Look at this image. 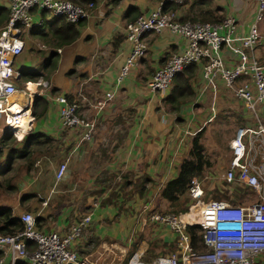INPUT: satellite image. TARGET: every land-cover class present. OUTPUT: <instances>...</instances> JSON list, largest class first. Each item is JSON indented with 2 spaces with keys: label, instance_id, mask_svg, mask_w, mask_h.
<instances>
[{
  "label": "crops",
  "instance_id": "crops-1",
  "mask_svg": "<svg viewBox=\"0 0 264 264\" xmlns=\"http://www.w3.org/2000/svg\"><path fill=\"white\" fill-rule=\"evenodd\" d=\"M94 1L91 15L81 20L79 35L63 45L56 44L48 29L46 20L53 16L41 15L38 7L31 9L33 24L22 31L24 47L15 56L14 66L18 71L33 70L34 74L26 79L17 78L18 90L10 100L18 103L14 108L18 105L29 108L34 119L29 121V126L26 119L16 126L18 138L14 145L21 148L23 137L35 131L45 133L50 141L31 145L26 157L14 158L26 159L23 175L16 182L11 181L12 189L3 184L0 193L22 186L27 195L23 200L20 198L23 193L2 195L0 205L11 207L15 215L30 211L41 216L36 224L42 230L65 231L82 210L91 212V221L74 247L82 248L89 235L95 236L100 241L99 253L106 248L115 258L132 238L135 242L138 220L146 209L154 207L160 187L176 175L181 160L189 154L193 136L199 131L203 134L207 123L215 117L216 107L222 113L232 111L237 120L250 118V113L226 89L222 79L217 77L215 87L207 82L200 62H194L195 68L189 77L193 94L181 102L179 110H171L164 101L173 84L164 93L149 89L146 80L151 73L185 44L183 36L169 28L146 33L145 53L118 81L116 76L130 50V42L124 37L126 22L149 12L161 0ZM169 5L165 8H170ZM1 6L8 12L7 0H0ZM210 6L224 15L234 14L240 33L247 32L254 21L255 0H211ZM195 9L193 0H184L174 8L178 18L191 15ZM259 31L261 40L255 52L264 59V24ZM119 35L121 41H115ZM54 53L56 66L50 80H46L42 74L47 72L46 61ZM223 56L229 64L235 61V56L225 49ZM108 90L113 91V97L98 106L96 101ZM57 94L70 97L82 116L95 119L96 129L91 138L82 139L79 129L61 125L60 104L53 98ZM36 95L46 98L47 109L35 118L32 109L37 108L33 105ZM48 159V162L67 160V168L61 179L56 180L58 162L54 175L36 183L34 180L39 175L33 170ZM163 203L168 205L167 200ZM157 227L161 239L158 243L168 249L173 244V234L166 232L162 224ZM139 245V251L148 249L145 241ZM152 251L153 255L161 253Z\"/></svg>",
  "mask_w": 264,
  "mask_h": 264
},
{
  "label": "built area",
  "instance_id": "built-area-1",
  "mask_svg": "<svg viewBox=\"0 0 264 264\" xmlns=\"http://www.w3.org/2000/svg\"><path fill=\"white\" fill-rule=\"evenodd\" d=\"M7 1L8 16L0 25V146L3 130L14 132L17 124L26 119L29 126V121L34 119L29 108L19 105L14 108L18 103L10 100L18 90L16 80L20 71L14 66V58L24 47L23 29L33 24L31 9L38 7L78 22L90 16L95 6L94 0L81 3L72 0ZM166 1L181 3L184 0H161L149 12L126 22L124 37L130 42V50L116 78L121 81L145 53L147 32L169 28L183 36L184 46L172 52L151 73L146 84L150 90L164 93L174 75L191 62L201 63L203 74L212 86H216L217 77L222 79L226 89L243 103L251 119L239 125L229 141L230 157L221 180L232 190L242 187L246 196L236 203L230 199L204 200L202 178L191 176L188 194L192 200L186 211L153 210L142 220L143 224H162L170 230L173 249L153 255L149 260L143 258V251L135 250L127 264H264V59L255 52L261 40L258 21L264 13V0H255L254 21L245 33L238 32L234 14L217 21L181 20L175 10L163 7ZM224 49L235 56L232 64L225 61ZM113 95V91H106L96 101L97 105L103 106ZM53 98L60 104L61 125L79 129L82 139L91 138L96 129L95 119L82 116L76 102L68 100L64 94ZM66 168L67 160L59 162L56 180L61 179ZM251 195L256 197L252 199ZM19 217L22 229L13 233L0 231V264H97L89 254L78 251L73 245L90 223L91 212L78 217L65 231L38 228L36 215L30 211L22 212ZM192 224L199 226L200 247L193 245L186 229ZM29 240L32 247L28 246Z\"/></svg>",
  "mask_w": 264,
  "mask_h": 264
},
{
  "label": "trees",
  "instance_id": "trees-1",
  "mask_svg": "<svg viewBox=\"0 0 264 264\" xmlns=\"http://www.w3.org/2000/svg\"><path fill=\"white\" fill-rule=\"evenodd\" d=\"M77 3L85 2L88 0H72ZM211 0H193V6H196L195 12L191 15L187 14L183 18H179L181 20H203V21H217L223 18L225 15L218 10V8H212L210 6ZM168 4H170V8L174 10V8L179 4L175 2L166 1L163 3V7L165 8ZM5 6L0 7V25L7 18V10ZM46 12L45 9H41V15H44ZM49 24L48 29L51 32V35L54 37L56 44L63 45L72 42L79 35V25L81 24V20L78 22H71L65 19V17L61 15H53L50 20H46ZM44 30L41 29V34L44 35ZM121 41V36L115 38V41ZM118 41V42H119ZM117 42V43H118ZM57 62L56 53L52 54V57H49L46 61L47 72L43 73L42 76L46 80H50V73L55 69ZM195 68V63L191 62L187 64L181 72H178L174 75L172 83L173 86L170 88L169 93L164 97L165 103L169 104V108L171 110H179V106L181 102H183L186 98L190 97L193 94V89L191 87L189 77L192 75L193 70ZM33 70H21L20 77L21 79L29 78L33 75ZM68 100L72 101L70 97ZM39 103V105H38ZM33 105L37 108L32 109L34 117H39L43 114L47 109V100L44 96L36 95L33 99ZM37 105V106H36ZM201 132H197L192 140L191 146L189 149L188 156L184 157L176 172L174 177L169 178L164 182V184L160 187L159 194L164 197L168 202V207H172L176 213L179 211H186L188 206L192 200V198L188 194V186L193 175H199L202 173L205 167L209 165V160L204 153V143L200 140ZM16 141L15 138L11 135L10 130H3L1 135V146L0 154L4 149H6L4 154V159L0 162V187H3V184H8L9 188H11V177L5 176L7 172L12 168V161L15 157H26L27 153L31 150V145L38 146L40 143L50 141V138L45 133L35 131L28 132L24 137L23 146L21 148H17L14 145ZM224 184V182H223ZM225 185V184H224ZM228 188L227 185H225ZM12 189V188H11ZM233 194V198H230V193L228 194V190L225 192H219L216 190L213 194L214 197H223L225 199H230L232 202H240L243 201L240 199L245 195V190L242 187H235L231 190ZM25 195H21V200L25 198ZM173 211V212H174ZM39 215H36L35 220L38 224L40 222ZM23 228V223L20 220L19 215L13 214L12 208L7 205H0V231L3 233H13ZM187 231L190 234L191 241L195 247H200V229L197 224L187 225ZM139 237V235H138ZM135 242H133V245ZM28 246L32 247V242L28 241ZM135 247V246H134ZM170 249L174 247L172 243L169 244ZM133 248H131L122 264H127V259L132 253ZM153 251L150 250V254L147 255L146 258L150 259L153 255Z\"/></svg>",
  "mask_w": 264,
  "mask_h": 264
},
{
  "label": "rangeland",
  "instance_id": "rangeland-1",
  "mask_svg": "<svg viewBox=\"0 0 264 264\" xmlns=\"http://www.w3.org/2000/svg\"><path fill=\"white\" fill-rule=\"evenodd\" d=\"M46 15L53 16V14L48 11L45 12V16ZM262 24H264V13L258 22V28L260 30H261ZM219 111L220 109H218V106H217L215 115H214L215 117L212 118L211 121L207 123L204 132H202L203 134L200 135V140L204 143V153L209 160V165L204 168L202 173L199 174L203 182V188H204L203 199L204 200H207L209 198L225 199L223 197H217V198L214 197L213 194L216 190H218L219 192H225L228 190V194L229 193L232 194L231 192L232 189L229 187L226 188V186L223 184V181L221 180V174L225 170L226 166L228 165V161H229L230 147L228 146V140L232 135H234V130L239 125H244L250 122V119H251V118H247L245 120L244 118V119L237 120V118H235V115L232 111L228 114L222 113ZM217 112H219L218 115H217ZM11 135L13 136V138L17 140L18 138L17 131L11 132ZM0 150L2 149L0 148ZM5 151L6 149H4L2 153L0 154V159L4 158ZM50 157L51 156H49V158ZM25 160L26 159L24 158H20V160H14L12 168L7 172L5 176H10L11 179L14 182H16L17 179L23 175L22 173L23 161ZM60 160L61 159L57 160L56 162H53V161L48 162L49 161L48 159L47 161H45L44 164L38 165L37 168H34L33 170L34 174L39 175L34 181H36V183L41 180L44 181L48 178V176L54 175L55 166ZM40 173H43V174H40ZM112 181H113L112 179L111 180L109 179V183H112ZM23 190H25V188H23L22 186L21 188L16 187V189H13V190L7 188V191L0 193V197L2 195H4V197L6 195L19 196V194L21 195L23 193ZM245 196L246 195L242 197L241 195L240 199L241 200L245 199ZM251 197L252 199H254L256 196L251 195ZM158 199L159 200L161 199L162 202H158L159 201ZM165 201L166 199L164 197H162L160 194L157 195V198L154 200L152 204L154 207L151 209H146L144 213L142 214V216L140 217V219L138 220L140 221V225L136 232L137 239L135 240V244L133 245L132 241L134 240V238H132V240H130V242L127 243L124 251L121 252L120 256L119 254H117V256L113 258L112 253L109 252V250H105L103 253H99V251H101L100 241H98L99 239L97 237L91 236V235H89L90 237L87 238L86 242L84 241L86 244H84L82 248L77 247V249L83 250L84 253L89 254L90 257L93 258L97 262V264H122L124 261V258L126 257L128 251L131 248H133L132 252L135 250H141L139 244L142 243V241H145L148 243L147 245L148 249L144 250L143 252L144 255L147 253H150V250H157V252H161V253H167L171 251L173 248L170 249V247L168 246L169 247L168 249H164L162 247L164 244L158 243V241L161 240L157 235L159 233L157 230H160L158 229L159 227H157L158 224L152 223V222L151 223L146 222L145 224L142 223L143 217H146L150 211H153V210L174 211L172 207H168V205L163 203ZM83 211L85 210H82V212L79 214L80 216L84 214ZM179 212H182V211H179ZM80 216H77V217H80ZM88 230L89 229H87L86 231ZM166 232L171 233L170 230L168 229L166 230ZM162 238H164V236H162ZM144 255H143V258L145 260H149L148 258H146L147 255H145L146 257H144Z\"/></svg>",
  "mask_w": 264,
  "mask_h": 264
},
{
  "label": "bare ground",
  "instance_id": "bare-ground-1",
  "mask_svg": "<svg viewBox=\"0 0 264 264\" xmlns=\"http://www.w3.org/2000/svg\"><path fill=\"white\" fill-rule=\"evenodd\" d=\"M41 82H42V81H40L39 83H41ZM34 88H35V87H32V89H34ZM32 89H31V90H32ZM17 125H19V124H17ZM17 125H16V126H17ZM185 216H188V215H185Z\"/></svg>",
  "mask_w": 264,
  "mask_h": 264
}]
</instances>
